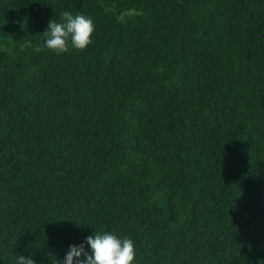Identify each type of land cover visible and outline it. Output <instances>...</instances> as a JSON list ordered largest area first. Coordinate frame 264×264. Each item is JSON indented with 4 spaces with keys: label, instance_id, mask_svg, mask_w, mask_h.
<instances>
[{
    "label": "trees",
    "instance_id": "trees-1",
    "mask_svg": "<svg viewBox=\"0 0 264 264\" xmlns=\"http://www.w3.org/2000/svg\"><path fill=\"white\" fill-rule=\"evenodd\" d=\"M65 10L94 43L57 55ZM101 229L264 264V0H0V264Z\"/></svg>",
    "mask_w": 264,
    "mask_h": 264
},
{
    "label": "clouds",
    "instance_id": "clouds-1",
    "mask_svg": "<svg viewBox=\"0 0 264 264\" xmlns=\"http://www.w3.org/2000/svg\"><path fill=\"white\" fill-rule=\"evenodd\" d=\"M95 23L90 16L63 11L59 22L51 19L46 29L44 46L57 55L71 49L84 50L94 43ZM44 32V33H45ZM136 245L133 239L115 231L101 229L79 244H69L62 259L51 256L39 264H136ZM13 264H38L33 255H14Z\"/></svg>",
    "mask_w": 264,
    "mask_h": 264
}]
</instances>
